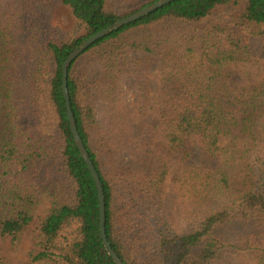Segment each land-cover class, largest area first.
Masks as SVG:
<instances>
[{
  "label": "trees",
  "instance_id": "1",
  "mask_svg": "<svg viewBox=\"0 0 264 264\" xmlns=\"http://www.w3.org/2000/svg\"><path fill=\"white\" fill-rule=\"evenodd\" d=\"M156 1L0 0V243L17 247L48 201L24 264H115L96 183L72 138L62 64ZM230 7L240 9L227 15ZM245 37L264 39V0H176L70 67L107 236L126 264H264V80L235 93L223 77L230 66L264 69ZM193 140L221 165L188 164Z\"/></svg>",
  "mask_w": 264,
  "mask_h": 264
},
{
  "label": "rangeland",
  "instance_id": "2",
  "mask_svg": "<svg viewBox=\"0 0 264 264\" xmlns=\"http://www.w3.org/2000/svg\"><path fill=\"white\" fill-rule=\"evenodd\" d=\"M239 9V7H230L226 14H234ZM57 16L59 21L64 24V27H69L67 24L69 21V13L66 8H60L57 11ZM245 41L251 46L254 54L258 58H264L262 55L264 49V39L245 37ZM253 68L255 67L248 69L249 71L241 65L230 66L226 68L223 71V77L225 78L228 87L233 92L239 93L243 88H251L261 85L264 80V69L254 72ZM151 72L155 76V85L158 86V79L156 77L158 70L156 64L151 68ZM97 115L100 124H106V118L104 116L103 109L99 108ZM190 144L193 149V157L188 162V164L194 167H202L206 169H212L221 165V158L211 157L210 155L202 152L199 147V143L196 140L191 141ZM47 206L48 201H45V203L39 208L35 221L30 224V226L22 235L20 243L17 247L13 246L12 239H6L0 243V259L10 260L12 264H24L28 260L29 254L33 249L34 237L38 229L39 216L42 215Z\"/></svg>",
  "mask_w": 264,
  "mask_h": 264
},
{
  "label": "water",
  "instance_id": "3",
  "mask_svg": "<svg viewBox=\"0 0 264 264\" xmlns=\"http://www.w3.org/2000/svg\"><path fill=\"white\" fill-rule=\"evenodd\" d=\"M176 0H158L155 3L146 6L142 10L126 17L121 20L116 21L111 26H108L107 28L99 31L95 35L91 36L89 39H87L85 42H83L79 48L72 51V53L66 58V60L62 64V91L63 96L65 99L66 109H67V116L72 132V138L74 137V141L80 151V154L82 158L84 159L93 180L96 183L98 195H99V202H100V228H101V238L103 241V244L110 255V257L113 259L115 264H126L117 254L115 249L113 248L112 244L109 242L108 236H107V230H106V199H105V192L103 183L100 177L99 172L97 171V168L91 159V156L84 144V141L82 137H80V132L78 129V125L75 119V115L72 108V101L71 96L69 92V86H68V80H69V71L72 64L91 46H93L96 42L99 40L107 37L114 31L132 24L134 22H137L138 20L149 16L150 14L154 13L155 11L167 6L168 4L174 2Z\"/></svg>",
  "mask_w": 264,
  "mask_h": 264
}]
</instances>
